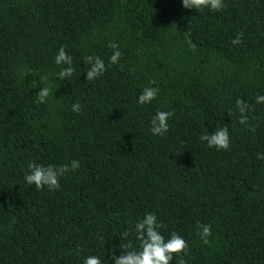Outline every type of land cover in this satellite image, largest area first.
<instances>
[{"label":"trees","instance_id":"1","mask_svg":"<svg viewBox=\"0 0 264 264\" xmlns=\"http://www.w3.org/2000/svg\"><path fill=\"white\" fill-rule=\"evenodd\" d=\"M224 3L213 12L182 0H0V264H84L93 255L114 264L129 250L120 245L140 250L135 223L147 213L166 240L176 232L187 241L186 264H264V103H256L264 0ZM110 42L122 52L118 65L109 64ZM61 46L75 68L64 80ZM89 55L106 65L94 81ZM147 86L159 95L139 104ZM238 99L253 107L255 131L239 123ZM158 111L174 112L163 137L150 131ZM223 127L229 151L200 141ZM72 160L81 166L59 191L25 182L30 162ZM197 221L211 225V247Z\"/></svg>","mask_w":264,"mask_h":264},{"label":"clouds","instance_id":"2","mask_svg":"<svg viewBox=\"0 0 264 264\" xmlns=\"http://www.w3.org/2000/svg\"><path fill=\"white\" fill-rule=\"evenodd\" d=\"M182 5L186 9H209L213 12L223 10L226 5L224 0H182ZM243 33H237L235 39L231 41L233 46H238L243 43ZM185 42L192 50L196 49V45L191 40V33L185 36ZM113 49L112 55L109 57L110 65L120 64L122 52L119 50V45L116 42H110L108 45ZM84 63L89 67L86 70L87 81H94L104 75L106 72L105 62L99 57L89 55L84 58ZM56 65H64L57 73L59 79L64 80L70 78L75 72L73 66V58L66 53L65 46H61L58 54L55 56ZM26 75L31 73L34 77L39 76L40 82L48 80L47 76L39 75L31 69H26ZM155 84V81H151ZM52 95L51 87H42L37 93V102L46 103L49 96ZM159 95V88L147 86L143 89L138 97V103L145 105L154 101ZM256 103H264V95L256 96ZM237 108L240 112L239 123L247 125L249 130L255 131V127L249 124V117L247 113L254 111L253 107L242 99L236 101ZM73 112L79 113L81 105L76 102L72 105ZM174 116L172 111H158L151 120L150 131L155 136L163 137L169 131L168 121ZM231 116V112L229 113ZM201 142H206L207 147L215 148L217 151H229L231 147L230 135L227 127L218 128L210 133H205L200 136ZM257 159L264 160V154L258 153ZM78 160H72L70 164L53 165L37 164L30 162L28 170L24 174L25 182L29 186H35L36 190H43L47 188L49 191H59L61 189V178L65 177L70 172H75L80 168ZM165 225L162 221H158L155 213H147L144 218L135 223L136 236L135 239L140 242V250L137 251L131 241L127 244L120 245V248L129 249L127 252L117 258L115 255L112 260L114 264H171L174 258H179L178 264H186L183 258L188 255L189 246L187 241L176 232H172L170 237L166 240L161 233V229ZM197 235L200 237L202 243L211 247L212 242L210 238L213 235L212 227L208 224L196 222ZM127 235V234H125ZM102 239V237H101ZM84 264H101L99 257L93 255L84 259Z\"/></svg>","mask_w":264,"mask_h":264}]
</instances>
